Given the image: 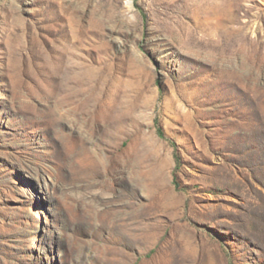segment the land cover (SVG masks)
Masks as SVG:
<instances>
[{"label":"rangeland","instance_id":"374dc122","mask_svg":"<svg viewBox=\"0 0 264 264\" xmlns=\"http://www.w3.org/2000/svg\"><path fill=\"white\" fill-rule=\"evenodd\" d=\"M0 264H264V0H0Z\"/></svg>","mask_w":264,"mask_h":264},{"label":"trees","instance_id":"16d2710c","mask_svg":"<svg viewBox=\"0 0 264 264\" xmlns=\"http://www.w3.org/2000/svg\"><path fill=\"white\" fill-rule=\"evenodd\" d=\"M156 128H157V133H158V135H159L161 138H164V133H163L161 127H159V125H157V123H156ZM175 159H176V161H177V159H178L176 153H175Z\"/></svg>","mask_w":264,"mask_h":264}]
</instances>
